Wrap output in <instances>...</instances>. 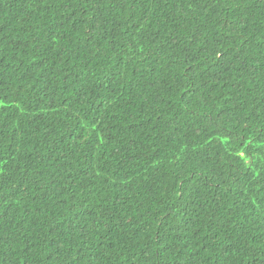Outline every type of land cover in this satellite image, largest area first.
<instances>
[{"label":"trees","instance_id":"16d2710c","mask_svg":"<svg viewBox=\"0 0 264 264\" xmlns=\"http://www.w3.org/2000/svg\"><path fill=\"white\" fill-rule=\"evenodd\" d=\"M0 264H264V0H0Z\"/></svg>","mask_w":264,"mask_h":264}]
</instances>
